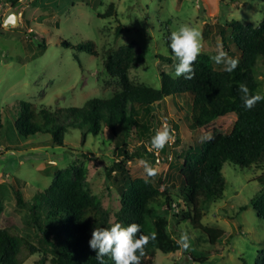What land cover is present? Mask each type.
Returning <instances> with one entry per match:
<instances>
[{
	"label": "rangeland",
	"instance_id": "obj_1",
	"mask_svg": "<svg viewBox=\"0 0 264 264\" xmlns=\"http://www.w3.org/2000/svg\"><path fill=\"white\" fill-rule=\"evenodd\" d=\"M22 3L23 7L18 9L7 0H0V118L5 124L0 132V201L5 206L3 224L32 239L38 233L32 220L35 197L39 190L44 191L54 183L58 171L74 165L77 176L83 173L88 188L114 213L121 208L123 183L112 167L119 157L108 129L99 136L90 134L84 147L82 131L72 129L66 142L74 151L55 146L49 140H41L42 145L36 146L19 136L14 142L12 138L16 136L8 135V129L15 126L21 101L59 111L82 106L94 97H111L118 87L106 76L104 56L107 51L116 52L124 46L132 47L136 56L130 76L160 88L162 71L175 76L174 64L178 61L173 59L169 63L163 57L173 58L170 35L181 25L202 33L201 52L214 56L218 46H222L230 57H235L240 52L229 38L232 28L227 22L239 19L259 25L264 20V0L237 3L228 0H22ZM13 13L19 14L20 24L6 26ZM64 40L73 45L92 41L97 53L64 46ZM216 66L223 68V65ZM261 82L264 93V73ZM190 105L189 96H173L157 106V131L167 124L174 139L162 150L160 161L146 154L145 158L137 157L129 162L127 169L132 179L148 178L138 163L146 160L157 170V175L151 178L154 182L159 183L166 177L167 185L179 188L177 178L184 160L176 161L177 154L190 147L202 150L210 140L205 137H212L216 129L224 133L233 130L237 115L232 113L215 119L204 129L192 131L188 118ZM130 142L132 151L145 145L152 153L150 141L131 137ZM223 174L227 179L225 197L204 210L203 223L223 229L225 236L211 245L203 231L194 229L189 222L178 224L171 219L170 231L174 238L178 240L182 232L187 233L190 247L169 254L158 250L154 264H262L264 218L258 215L256 202L264 196V182L258 179L264 175V167L251 172L227 162ZM18 191L23 195V202L19 201ZM160 200L164 202L165 198ZM158 208L163 211L166 206ZM113 222L117 223L115 217ZM202 257H208V262L196 261ZM38 260L36 255L30 256L23 264H35Z\"/></svg>",
	"mask_w": 264,
	"mask_h": 264
},
{
	"label": "trees",
	"instance_id": "obj_2",
	"mask_svg": "<svg viewBox=\"0 0 264 264\" xmlns=\"http://www.w3.org/2000/svg\"><path fill=\"white\" fill-rule=\"evenodd\" d=\"M7 1L14 8L23 7L22 0ZM228 1L237 3L244 0ZM227 25L232 28L229 38L235 50L240 52L239 56L232 57L239 60L232 73L217 67L210 54L201 52L194 62V79L186 80L183 76L175 77L162 71V85L156 88L130 76L136 56L132 47L124 46L116 52L107 51L104 56L106 76L118 87L111 97H94L82 106L59 111L38 108L30 101L20 102L21 112L16 116L15 126L8 129L12 131L8 135L16 136V139L12 138L14 142L23 137L41 146V140H49L55 146L74 151L66 142L72 129L82 131V147L90 134L99 136L107 129L111 132L115 153L119 157L112 167L123 183L121 208L114 213L105 206L102 199L85 184L83 173L77 176L74 165L58 171L54 183L44 191L39 190L36 204L32 205V220L38 229L36 240L3 224L5 206L0 201V264H23L35 255L39 258L35 264H99L96 253L89 246L92 231L95 227L110 228L115 224L114 217L124 227L139 224L141 233L137 234V238L140 234L150 237L156 233V240H150L145 246L141 264H154L158 250L169 254L182 249L170 231L171 219L178 224L189 222L194 229L203 231L211 245H216L225 236L223 229L203 223L204 210L217 199L225 197L227 179L223 174L224 165L233 162L251 172L264 167V100L247 110L239 92V85L244 83L251 95H264L261 90L264 20L259 25H253L233 19ZM62 44L91 54L97 53L92 41L73 45L64 40ZM226 47L230 50L229 46ZM163 58L173 63L172 57ZM173 96L191 98L188 118L192 131L204 129L215 119L228 114L237 115L231 132L216 129L202 150L190 147L177 154L176 161L183 159L184 162L177 178L180 187L175 189L166 184V177L159 183L151 178L132 179L127 169L128 163L137 157L145 158L146 154L155 157L145 145L132 151L130 139L136 137L141 142H151L158 129L156 108ZM170 123L179 128L174 121ZM4 129L5 124L0 118V132ZM258 179L264 182V175ZM17 196L20 202L24 201L20 191ZM162 197L164 202L160 200ZM161 205L166 206L163 211L158 208ZM256 208L258 215L264 218V196L257 200ZM208 260V257L196 259L202 263ZM104 262L115 264L108 256L104 257Z\"/></svg>",
	"mask_w": 264,
	"mask_h": 264
},
{
	"label": "clouds",
	"instance_id": "obj_3",
	"mask_svg": "<svg viewBox=\"0 0 264 264\" xmlns=\"http://www.w3.org/2000/svg\"><path fill=\"white\" fill-rule=\"evenodd\" d=\"M249 15L252 18L255 17L251 12ZM201 39L202 33L188 25H181L178 30L171 32L169 47L172 50L173 59L178 61L174 64L176 77L183 76L186 80L195 78L194 62L201 52ZM211 59L215 64L223 65L222 70L228 73H232L239 65V60L230 57L222 46H218L217 54ZM239 92L243 107L247 110L253 109L258 102L264 100V95H251L244 83L239 85ZM173 139L174 136L169 126L164 124L151 138L149 150L162 151ZM205 139H211V136ZM138 163L143 168L146 177L154 178L157 175V170L148 161L140 160ZM138 233H141V226L137 223H132L127 227L119 223L110 228L95 227L89 246L96 253V260L99 264H105L104 257L106 256L110 257L115 264H141L140 258L144 255L145 246L150 240L155 241L157 236L156 233H152L150 237L140 234L137 238ZM176 243L182 250H188L190 243L187 233L182 232Z\"/></svg>",
	"mask_w": 264,
	"mask_h": 264
},
{
	"label": "water",
	"instance_id": "obj_4",
	"mask_svg": "<svg viewBox=\"0 0 264 264\" xmlns=\"http://www.w3.org/2000/svg\"><path fill=\"white\" fill-rule=\"evenodd\" d=\"M13 24L15 26L20 24V20H19V14L18 13H13L6 21V26Z\"/></svg>",
	"mask_w": 264,
	"mask_h": 264
},
{
	"label": "built area",
	"instance_id": "obj_5",
	"mask_svg": "<svg viewBox=\"0 0 264 264\" xmlns=\"http://www.w3.org/2000/svg\"><path fill=\"white\" fill-rule=\"evenodd\" d=\"M150 145H151V142H150ZM151 151L155 155V158L160 161L161 160V157H162V151H159V152H157L156 150H151Z\"/></svg>",
	"mask_w": 264,
	"mask_h": 264
}]
</instances>
